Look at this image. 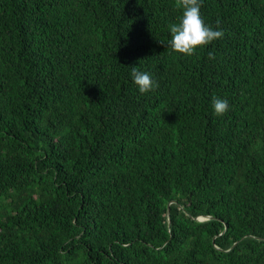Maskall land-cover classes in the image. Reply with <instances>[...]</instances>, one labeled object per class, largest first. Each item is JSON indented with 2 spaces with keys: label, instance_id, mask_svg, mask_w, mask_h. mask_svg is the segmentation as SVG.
<instances>
[{
  "label": "trees",
  "instance_id": "1",
  "mask_svg": "<svg viewBox=\"0 0 264 264\" xmlns=\"http://www.w3.org/2000/svg\"><path fill=\"white\" fill-rule=\"evenodd\" d=\"M0 264H264V0H0Z\"/></svg>",
  "mask_w": 264,
  "mask_h": 264
},
{
  "label": "clouds",
  "instance_id": "2",
  "mask_svg": "<svg viewBox=\"0 0 264 264\" xmlns=\"http://www.w3.org/2000/svg\"><path fill=\"white\" fill-rule=\"evenodd\" d=\"M200 220H201V221H203V220H207V218H201Z\"/></svg>",
  "mask_w": 264,
  "mask_h": 264
},
{
  "label": "water",
  "instance_id": "3",
  "mask_svg": "<svg viewBox=\"0 0 264 264\" xmlns=\"http://www.w3.org/2000/svg\"><path fill=\"white\" fill-rule=\"evenodd\" d=\"M210 219V217H208Z\"/></svg>",
  "mask_w": 264,
  "mask_h": 264
}]
</instances>
